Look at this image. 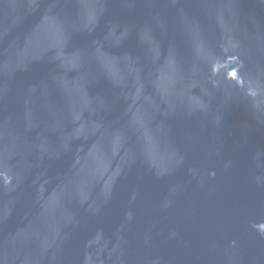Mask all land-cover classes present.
Wrapping results in <instances>:
<instances>
[{"label": "water", "instance_id": "1", "mask_svg": "<svg viewBox=\"0 0 264 264\" xmlns=\"http://www.w3.org/2000/svg\"><path fill=\"white\" fill-rule=\"evenodd\" d=\"M0 264H264V0H0Z\"/></svg>", "mask_w": 264, "mask_h": 264}]
</instances>
